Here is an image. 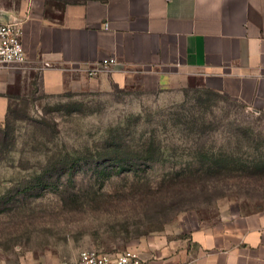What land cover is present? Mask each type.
I'll use <instances>...</instances> for the list:
<instances>
[{
	"label": "rangeland",
	"instance_id": "374dc122",
	"mask_svg": "<svg viewBox=\"0 0 264 264\" xmlns=\"http://www.w3.org/2000/svg\"><path fill=\"white\" fill-rule=\"evenodd\" d=\"M79 1L0 0V9L54 17ZM12 94L0 113L9 132L0 264H75L83 250L119 253L158 233L264 210V111L198 78L166 91L134 78L61 93L36 78ZM152 141L163 146L159 155L153 144L155 161L141 152Z\"/></svg>",
	"mask_w": 264,
	"mask_h": 264
},
{
	"label": "crops",
	"instance_id": "0c3cea01",
	"mask_svg": "<svg viewBox=\"0 0 264 264\" xmlns=\"http://www.w3.org/2000/svg\"><path fill=\"white\" fill-rule=\"evenodd\" d=\"M3 12L19 20L26 61L0 68V113L20 82L43 90L110 89L138 78L179 88L190 77L264 111V0H83L48 17L37 8ZM120 64L89 75L101 59ZM158 233L135 245L147 264H264V210L236 212L187 233Z\"/></svg>",
	"mask_w": 264,
	"mask_h": 264
},
{
	"label": "built area",
	"instance_id": "2783aa9c",
	"mask_svg": "<svg viewBox=\"0 0 264 264\" xmlns=\"http://www.w3.org/2000/svg\"><path fill=\"white\" fill-rule=\"evenodd\" d=\"M23 29L19 20L0 21V68L20 65L26 61L22 41ZM120 64L115 57L101 59L88 69L93 76L102 71H112ZM75 264H147L136 249L107 253L94 249L83 250Z\"/></svg>",
	"mask_w": 264,
	"mask_h": 264
},
{
	"label": "trees",
	"instance_id": "16d2710c",
	"mask_svg": "<svg viewBox=\"0 0 264 264\" xmlns=\"http://www.w3.org/2000/svg\"><path fill=\"white\" fill-rule=\"evenodd\" d=\"M8 137H9V132H7V130L4 127L0 126V147L3 146L6 143ZM153 144L156 146L158 154L159 155L162 154L163 146L160 145V144L156 145V143L154 141H152V142H150L148 144H143L142 145L143 146V150L141 151L142 152V156H146V158L148 160H151V161H155L156 160L155 158L152 157L155 154L154 153L155 151L152 149L153 148ZM119 159H121L120 156L115 154L114 157H112V159H110V160H119ZM126 160L123 159V161H126Z\"/></svg>",
	"mask_w": 264,
	"mask_h": 264
}]
</instances>
